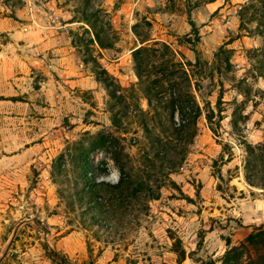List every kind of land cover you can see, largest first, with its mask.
Segmentation results:
<instances>
[{
  "label": "rangeland",
  "instance_id": "obj_1",
  "mask_svg": "<svg viewBox=\"0 0 264 264\" xmlns=\"http://www.w3.org/2000/svg\"><path fill=\"white\" fill-rule=\"evenodd\" d=\"M261 1L90 0L86 5L85 0H0V19L34 26L35 20L46 23L65 13L64 18L81 23L70 34L80 61L96 80L108 78L115 96L128 106L111 100L102 83L105 92L99 96L83 92L77 100L72 93L64 102L30 51L33 42L26 45L30 35L0 33V75L9 74L0 86V264H63L60 256L66 264H223L228 248L264 224ZM94 13L90 27L81 22L84 14ZM101 29V40L112 45L103 54L92 42L94 31ZM160 36L165 41L143 45L157 50L151 65L181 64L173 80L184 88L186 75L201 110L191 139L172 130L161 133L156 122L168 120L166 111L148 107L136 78L129 51ZM143 123L160 140L170 136L173 171H166L169 160L155 157ZM97 134L112 142L90 157L96 179L117 182L109 158L119 152L133 173L152 175L149 185L156 199L113 201L83 216L75 201L63 197L72 184L57 179L53 166L62 164L71 179L67 147ZM160 164L164 171L158 175L154 167Z\"/></svg>",
  "mask_w": 264,
  "mask_h": 264
},
{
  "label": "trees",
  "instance_id": "obj_2",
  "mask_svg": "<svg viewBox=\"0 0 264 264\" xmlns=\"http://www.w3.org/2000/svg\"><path fill=\"white\" fill-rule=\"evenodd\" d=\"M89 1L90 0H85V4L88 5ZM256 1L258 3L262 2L261 0ZM91 15L84 14L81 22L87 25L90 17L97 18L95 13L93 16ZM189 24L191 27L190 31L198 36L193 23L190 22ZM100 34H103L102 29L94 31L92 34V42H95L99 49H111L112 45L103 42L100 38ZM149 40L148 38L142 40L140 42L141 46L131 52L136 78L139 85L142 87L144 98L149 108L166 111L168 120L164 121L159 117L156 122L161 129V133L166 134L172 130V133L178 137H182L183 135L191 139L196 135V123L201 115V110L195 102L192 93L189 91V81L185 75V80L188 82V85L183 88L177 80H173L177 73V69L181 67V64L175 63L173 60L162 62L158 67L151 65V57H155L157 50L143 45ZM154 45H158V42H154ZM161 46L168 54V46L165 43H162ZM156 69L158 70L156 71ZM99 74L106 75V72L101 71ZM97 81L104 85L111 100H114L117 105H121L127 110L128 106L125 100L121 96H115V88L112 87L108 78H97ZM163 83L168 86V97L164 96L166 90H164ZM175 114L178 115L177 119L175 118ZM207 119L210 121V117H207ZM143 124L142 127L146 133L147 139L152 141V150L155 157L162 160V162L169 160L167 162L169 166L166 171H173L174 165L170 163L168 157H171L172 152L175 150V145L169 139L170 136L167 140H160L150 131L145 123ZM85 135L87 136L88 134ZM109 141V137L103 134H97L90 140L83 137L69 145L66 154L70 163V171L73 174L71 179L68 178V170L62 167V164L58 162L57 165L53 166V173H57V179L62 178L65 184L69 185L70 182L72 184L71 190L68 187L65 189L66 194L63 192V197L71 203L75 201L80 207L82 211L81 215L83 216L89 214L92 209L97 210V208L104 207V204L112 203L113 201H117V203L121 204V202L130 200L139 201L141 198L156 199L155 197L157 194L149 185L152 175L149 173L140 175L133 173L127 165L122 162V160H126L127 157L119 152L114 153V156L109 158L117 168V182L115 184H110L96 179L97 170L90 161V157L94 152L105 151L107 146L111 145L112 141ZM112 146L115 147L114 144H112ZM159 154L162 155L159 156ZM253 154L254 152L251 149L249 155L254 157ZM60 159H62V156H60ZM250 164L251 163L247 164L248 166L245 167L246 170H248ZM154 168L155 174L158 175H161L164 171V166L161 164ZM256 168L257 166H254V170H256ZM101 171L104 174L107 173L105 167ZM162 177H165V175H162ZM245 180L250 183L249 175L245 176ZM203 233L204 230L198 234L199 242L197 243V248L201 245ZM225 245L229 247L228 240H225ZM184 257L185 252L180 250L179 259L183 260ZM59 259L63 264H66L63 257L60 256ZM202 263L203 262H201V264ZM222 263L264 264V224L253 226L252 231L245 237L242 243L238 246L228 248L224 253Z\"/></svg>",
  "mask_w": 264,
  "mask_h": 264
},
{
  "label": "crops",
  "instance_id": "obj_3",
  "mask_svg": "<svg viewBox=\"0 0 264 264\" xmlns=\"http://www.w3.org/2000/svg\"><path fill=\"white\" fill-rule=\"evenodd\" d=\"M212 5L213 2L208 3L207 8L211 9ZM61 12L62 11L58 10V13ZM58 15L60 14H56V19L54 20L49 17L51 21L49 20L46 23H43L42 21H37L38 23H36L35 20L33 22L34 26L27 22L19 23L17 20L11 19V21H8V18H1L0 33L9 30L11 32L10 35L13 38L22 37L21 35H30L27 39H24L26 45L33 42L30 51L41 63L43 73L49 75L50 81L53 80V87H56L57 89L55 91L56 96L63 99L64 102H68L65 98L66 96L70 97L73 94H75V98H79L77 100H80L81 97H79V95L83 94V92L90 93L93 96H99L100 92L104 93L105 91L101 87V83L99 84L80 61L76 53V47L70 37L71 31L74 29L73 26L81 23L72 21L70 17L68 19L64 18L65 13H62L60 16ZM159 28L163 29L160 24ZM164 30H166V28ZM151 41L163 42L165 40L164 36H160L156 39L149 40L148 42ZM140 46L141 45L138 43L137 46L129 51V54ZM99 51L103 54V51L106 50L102 51V49H99ZM3 52V50H0V55H3ZM115 61H117V59ZM8 80V72H6L5 75L1 74L0 86L3 85L4 81ZM59 89L61 90L60 93H58ZM71 90H75L77 93L72 92ZM77 100L74 101V107L79 105ZM77 128L78 126L74 127V129Z\"/></svg>",
  "mask_w": 264,
  "mask_h": 264
}]
</instances>
